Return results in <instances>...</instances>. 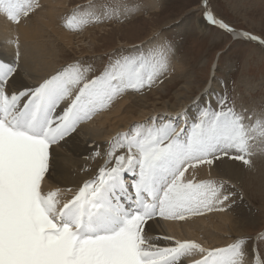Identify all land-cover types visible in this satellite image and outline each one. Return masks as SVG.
Returning a JSON list of instances; mask_svg holds the SVG:
<instances>
[{
    "label": "snow or ice",
    "instance_id": "snow-or-ice-1",
    "mask_svg": "<svg viewBox=\"0 0 264 264\" xmlns=\"http://www.w3.org/2000/svg\"><path fill=\"white\" fill-rule=\"evenodd\" d=\"M202 4L209 23L264 48V38L218 20L209 0ZM42 7L40 0H0V14L16 25ZM85 12L101 22L106 15L89 0L73 19ZM16 48L15 64L0 62V264H186L194 253V264H264V252L249 254L243 238L215 248L191 240L162 246L152 233L160 220L225 210L224 182L198 180L196 167L222 157L250 164L253 142H264V111H237L225 95L183 127L153 117L118 134L107 152L95 149L88 160L103 163L86 161L84 176L68 187L57 178L59 150L114 98L163 83L175 51L158 37L102 69L72 61L27 85L18 39Z\"/></svg>",
    "mask_w": 264,
    "mask_h": 264
},
{
    "label": "rangeland",
    "instance_id": "rangeland-1",
    "mask_svg": "<svg viewBox=\"0 0 264 264\" xmlns=\"http://www.w3.org/2000/svg\"><path fill=\"white\" fill-rule=\"evenodd\" d=\"M42 1L40 0V2ZM57 1V13L52 14V19L58 20V26L54 24L55 29L78 38L72 47H66L60 45L51 30L48 34L43 32V35H45L44 41H50L47 44L50 46L51 52H56L50 53L52 57L55 56L52 59L55 63V69L68 62L79 61L85 67L99 70L111 58L144 52L156 38L163 37L170 42L175 52L185 62L186 70H188L184 71V76L191 72L197 78L198 82L192 94L196 96L191 103V107L198 104L196 105L198 112L190 110L192 121L200 115L205 107L215 106L220 98L225 95L230 97L237 111L248 114L264 111V52H261L262 50L253 43L234 41L227 32L207 22L203 15L202 0H156L160 2L158 8L149 6V0H91L93 4L98 8H102L106 13L103 22L95 16L87 15V12L77 13L76 18L73 19L74 10L78 6H86L89 0H62L61 4H59V0ZM154 1L152 0V2ZM55 2L56 0L53 4ZM209 3L218 20L224 21L238 31H246L264 38V0H209ZM46 8L43 5L42 9L33 15H37L40 11H46ZM60 8H62V12L59 10ZM49 17L51 18L50 14ZM22 19L24 18L22 17ZM197 22H203V26L206 29L208 28L206 34L198 33L197 27H195ZM61 28L63 29L61 30ZM85 30L86 33L88 32L87 34ZM16 41L17 39L13 41L15 43L14 47H16ZM49 43H52L54 48L57 47V51L54 48L53 51L52 45ZM213 68L217 70L213 88L218 94L211 95L212 97L208 100L205 95L209 93L205 90L212 79ZM171 70L168 69L166 79L176 75L175 72L170 73ZM178 82L180 83V80ZM177 84L175 82L172 86L167 87L168 99L173 98V92ZM157 85L160 86L161 83ZM153 88V90L157 89L156 86ZM152 89H146L141 94H149L153 91ZM98 111L96 114L101 116V110ZM157 113L163 114L162 111H157ZM96 114L92 117L93 121L98 120ZM160 115L155 117L160 118ZM152 118L153 116L147 115L145 121ZM92 119L89 121H92ZM182 124L180 121L176 122L178 128L183 127L184 124L183 126ZM252 151L253 155L246 156L247 159H250V164L233 160L231 157H222L216 160V162H224L220 166L223 169L231 166L236 170L240 168L244 173L242 180H246L248 183L250 180V187L248 185L245 187L243 181L237 182L235 189L239 200L232 204V210H237L238 221L246 224V233L238 235L239 237L237 236L227 243L229 245L235 239L243 238L248 242L249 254L253 249L264 252V239H262L264 237V142L254 141ZM86 157L87 155H85ZM253 176L255 177L253 178ZM252 181L256 183V186L251 187ZM231 196L230 198L233 199L234 195ZM235 197L237 198V196ZM208 213L210 212H206L204 215H209ZM243 216L244 218L246 216V222ZM191 217H187V219H191ZM219 236L226 237L229 234L220 233ZM205 237L210 239V236L205 234L200 236V240L192 241L201 244L205 248L227 246V244L223 246L212 244V237L209 241Z\"/></svg>",
    "mask_w": 264,
    "mask_h": 264
},
{
    "label": "bare ground",
    "instance_id": "bare-ground-1",
    "mask_svg": "<svg viewBox=\"0 0 264 264\" xmlns=\"http://www.w3.org/2000/svg\"><path fill=\"white\" fill-rule=\"evenodd\" d=\"M53 2L54 0H43L42 2H40L41 4L47 7L46 11H40L37 15H33L28 19H22V23H20L19 25L10 23L3 14H0V62L6 64L16 63L18 59L16 55L17 48L14 47L15 43L13 41L15 39H18L20 41L21 53L19 60L20 63L26 69V71L22 72V84H36L40 81L41 78L52 73L55 70V63L54 61H52L55 56L53 55L52 57V54L50 53L56 52H51L50 46L47 44V42L50 41H44L43 38L45 37V35H43V32H47L48 34L49 30H51L60 45H65L66 47H72V45L78 38H74L68 33L55 29V25L58 26V20L56 21L52 19V14L57 13L56 6L58 5V1L56 0L54 4ZM61 2L63 1L59 0V4H61ZM149 2L150 5H148L154 6V8H158L160 4V2L156 0L154 2H152V0H149ZM62 5L60 6L62 7ZM59 10H61L62 12V8H60ZM119 10L121 11V9ZM49 14L51 15V18L49 17ZM55 16L57 17L58 15ZM195 27H197L198 33H207L206 30L208 28L206 29L205 26H203V22H197V25H195ZM62 29L63 28H61V30ZM77 31L79 32V30ZM10 35L12 37H9ZM229 35L234 41L253 43L252 41L245 39L243 36H235L234 34ZM49 44L52 45V43ZM51 47L53 50V45ZM56 48L57 47L54 48L55 51H57ZM259 49L262 50L261 48ZM261 52H264V50H262ZM169 66L170 67H168V69L173 70H171L170 73L175 72V76L169 77L168 79L165 78L160 86L157 85L159 83L158 82L156 84L157 89L153 90V88V91H151L149 94L144 95V93H140V95L129 90L128 92H125L119 95L118 97L114 98L109 105H106L105 107L100 109V113H102L101 116L99 114H96V117H98L97 121H93L92 119V121L84 122L81 126L79 135L75 138V140L59 150V155L57 157V178L60 179L64 185L68 187H73L74 182L80 179V177L84 176V172L82 169L86 165V161L93 167H98L99 164H102L103 160L99 157H97L95 160H88V157L91 156L94 150L97 148H99L102 152H107L110 147L111 141L115 137H117L118 134L126 133L127 131H129L130 128H132V126L137 125L138 123H143L147 115L155 117L156 115H160V113H157V111H162L163 114L159 117H163L166 120H172L174 124H176V122L178 121L182 122L183 124L184 121L191 123L192 116L190 110L193 112L198 110V108H196V105L198 104H195L194 107H191V103L192 101H194L193 99L196 96L192 94L194 91V87H196L198 82L197 78H195V76L191 72L184 76V71L186 72L188 69L186 70V64L183 61L182 57L177 54V52H175V56L171 60ZM216 71L217 70L214 69V72H212V79L205 90L207 93L210 94L205 95V98H208V100L210 97H212L211 95H214L215 93L216 95L218 94V92L213 88L215 82L214 78H216ZM178 73L181 74L179 75ZM177 80H180V83ZM175 82L178 84L176 85V89L173 92V98L168 99V93H166V90L168 89L167 87L172 86ZM178 114H183V118L173 120V118L177 117ZM85 155H87L86 158ZM221 163L224 162L215 161L213 165H208L207 163L197 165L195 170V176L198 180H204L206 182H224L226 188L230 192V196L234 195V198H230L229 202H227L225 210L222 212L212 211L208 213L209 215H204V213L203 215L192 217L189 216L191 217V219H187L184 221L173 219L160 220L152 228V233L157 238L156 242L158 244L162 246H169L173 244L174 240H200L201 235L208 234V236H210V239H207L206 236L205 238L207 239V241L211 240L212 237V244L223 246L224 244H227L232 241L238 235L246 233V224L241 221H238L237 210H232L233 202L239 200L235 188L237 186L238 181H243V170H241L240 168H237L236 170L233 166L227 169H223L222 167H220L222 166ZM192 171V169L189 170L190 173ZM186 175H188V173H186ZM254 177L255 176H253V178ZM126 179L131 183L134 180V177L126 174ZM50 183L52 184V187L58 186L54 182ZM249 183L246 180L243 181L245 187H247V185L249 186ZM251 183V187L256 186V183L254 181H252ZM67 194L71 195L70 192ZM235 196H237V198ZM243 219H245L244 221L246 222V216L245 218L243 216ZM149 223L151 224L152 222ZM220 233H226L227 235L229 234V236H219ZM164 237H172L173 239L169 240L165 239ZM253 250L259 252L257 249ZM198 259H200V255L198 253H194L191 257L187 258L186 264H194V261Z\"/></svg>",
    "mask_w": 264,
    "mask_h": 264
},
{
    "label": "water",
    "instance_id": "water-1",
    "mask_svg": "<svg viewBox=\"0 0 264 264\" xmlns=\"http://www.w3.org/2000/svg\"><path fill=\"white\" fill-rule=\"evenodd\" d=\"M202 7H203V4H202ZM218 27V26H217ZM242 32V31H241ZM254 43V42H253ZM256 44L259 48H261L257 43H254ZM262 50H264V48H261Z\"/></svg>",
    "mask_w": 264,
    "mask_h": 264
}]
</instances>
